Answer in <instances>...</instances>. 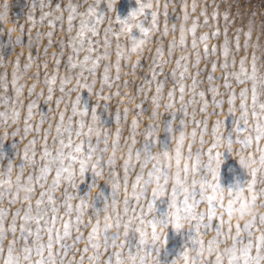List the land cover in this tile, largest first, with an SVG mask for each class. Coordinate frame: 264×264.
I'll return each instance as SVG.
<instances>
[{
  "label": "snow or ice",
  "instance_id": "snow-or-ice-1",
  "mask_svg": "<svg viewBox=\"0 0 264 264\" xmlns=\"http://www.w3.org/2000/svg\"><path fill=\"white\" fill-rule=\"evenodd\" d=\"M139 3V0H138ZM45 7L44 4H41V8ZM69 10V15L67 17L69 21V30H71V22L73 21L76 15L81 17L79 28L74 37H69V47L72 48L73 52L79 53L84 51L85 55L82 59H73L72 55H69L67 58V67L69 73L72 69L77 66L80 67L81 72L77 74L76 85L78 88H87L89 92H92L93 86L96 83V70L101 60L107 61L110 52H111V36L116 37V46H115V55L116 61L114 65L116 75L115 77L110 75V66L109 64L104 65L103 73L100 76L101 89L103 87H111L112 82L118 81L120 77V68L121 60H124L127 63V57L124 56L122 52V45L120 41L121 32L130 28L131 26L126 23L125 20H121L119 17H116L119 27L114 29L111 23L108 27L104 29V42H103V53L97 52L95 56L92 55L96 51L91 45L92 41L87 40V47L85 48L86 33H92L93 35L97 34V28L99 23L103 20V13H98L97 7L95 5H88L86 12L77 13V6L69 3L67 6ZM107 7L109 10L113 8L112 3H108ZM154 6L151 3H139L138 8L130 12V15H136L137 12L144 13L145 19V10H150ZM158 8L159 6L156 5ZM167 9V4L164 5ZM186 7V6H185ZM195 3L192 4L193 10H195ZM60 5H56L55 10H59ZM3 10L5 13L8 11V3L5 0L3 4ZM54 10V11H55ZM203 14V12L201 13ZM151 21L148 27H145L142 22H139L135 25V28L139 32L147 35L148 33L156 30L157 28V11H150ZM53 16L52 12H42L41 21L45 17ZM213 19L216 17V13L212 14ZM188 14L185 12L184 19L187 20ZM28 19L35 23L31 14H29ZM62 15H55L52 19L48 20V25L51 27L56 21L62 20ZM207 17L205 18L204 26H207ZM21 27V31L23 26ZM198 27V22L194 18L190 28L185 29L184 26H181V32L179 36L178 44L184 46L186 44L187 35L191 33V47L194 50V64L196 66L199 64L201 59V54L197 50L198 44H203L204 56L207 57L209 54V48L207 40L209 35L212 37L217 36L218 31H213L211 33H201L199 37L196 36V28ZM173 31L175 30V25L172 26ZM260 30L264 31V21L261 22ZM13 29L9 28L8 32L11 35ZM168 28L167 24L165 25L164 34H167ZM252 27L250 25L248 31L245 33V43L244 48L247 50L249 46V39L251 37ZM237 42L236 47L239 48V30H237ZM42 35L49 37V44L51 43L52 32L48 31L47 33L37 32L36 36L39 38ZM17 44H22L21 36H16ZM31 41V36L29 37ZM177 46V41L173 40L169 42L168 46V56L171 57L173 49ZM253 54L251 61V71L249 72L246 67V58L241 57L239 64L240 68L238 71L228 73L224 72V83L225 87H231L229 84L228 77L234 76L236 83H246L251 82V100H252V111L251 116L256 117L257 113L255 108L257 107L258 100V86L264 87V64L257 67V56L255 50L260 48L262 51V57H264V45L260 44L259 34L257 35V40L252 45ZM222 54L225 56V61L220 65L221 69H227L228 61L227 56L229 53V40L227 38V29H225V40L221 46ZM216 46L212 47V53L215 54ZM155 56L152 61V79L145 80V83L149 86L155 84V93L151 97L153 107L151 110L150 117H157V109L160 107V99L163 96V88L165 86V81L157 80L156 77L158 73L155 70V65L157 62L160 64L164 63V53L163 49L157 44L155 50ZM55 55V53L53 54ZM32 56L29 55V63H25L24 69L26 70L30 66L32 61ZM2 60V58H0ZM264 60V59H262ZM58 66L60 63L59 59L55 61ZM140 63V58L132 63L133 70ZM235 64V59L232 61ZM216 62L213 61L212 68H216ZM45 67L47 65L45 64ZM188 56H180L176 59L175 67L172 70V76L176 79V85L173 88L169 89L167 92V100L164 107L166 109H173L175 105V95L178 86L179 90V102H180V111L184 112L187 115V107L190 104L195 103V97H200V111L207 112L209 101L206 100L204 91H196L198 81L196 75L191 76L192 83L190 85H185L184 80L188 74ZM19 70V57L16 60V66L13 71V80L12 87L16 95V99L12 100L13 105L12 110L0 112V123H7L11 120L14 123L19 122L20 112L16 107L17 104L21 103L19 97L23 92V85L18 84L19 76L17 72ZM87 72L91 75L92 80L90 83L80 82V76L83 75V72ZM57 79L56 75L46 77V83L48 85V95L46 100L48 102L52 101L53 93V83ZM213 77L211 74L208 76V80L212 81ZM72 76L65 75L60 77V91L63 94L65 91L64 86L71 83ZM86 80V78H85ZM0 86H6L3 78L0 77ZM124 86H128V82H124ZM119 87V85H117ZM35 89V84L33 83L28 88L29 95L33 93ZM192 93V96L185 101V91ZM73 89H68L70 93ZM213 95L212 104L214 107H219L223 101L217 100L216 97V86L212 85L209 87ZM247 88L241 89L239 93L240 99V115L235 118L236 125H240V121H243V127L237 126L236 132H246L247 129V120H248V104H247ZM137 92H143L146 95L143 85L137 87ZM112 95H120L117 91ZM127 99L132 100V96H128L127 93L124 94ZM108 96H105L104 99H108ZM63 95L56 97L55 104L59 106ZM236 99L235 93L232 92L228 95L227 103L229 104V113L234 110V101ZM123 102V100H122ZM4 103L7 105L9 103L8 99L4 100ZM36 107V101L30 100L27 104V112L24 118V126L22 135H27L30 131H35L39 133L41 131L40 125L48 119L47 113L40 112V120L33 127L30 123V120L33 116V109ZM135 108L140 109L141 105L136 103ZM259 107L264 109V103H259ZM129 109L126 107L124 109V117L127 118ZM143 111V110H142ZM93 113L92 119H95L94 113L95 110L91 111ZM88 111L85 108L79 106V96L76 97L71 104V115L68 116L67 121H65V113L61 112L59 114L60 118L55 125V135L53 140L59 138L60 148L55 150V154L47 146V137L49 132L52 129L51 121H49V127L43 129L44 133V145L41 150V158L45 163L39 167L38 174L33 176L31 173L27 176V181L30 183L28 189L29 195L25 196L23 199H18L17 195L10 193L7 190H0V201L7 200L9 205L15 204L19 201L25 203L22 204L21 208L11 211L9 208H6L4 204L0 205V261L2 264H121L122 258L124 256L125 250L127 251L128 260L132 264H161L159 260V251L165 245L166 238V229L170 225L174 230L179 231L182 228V221L187 219L191 221L190 228L193 230L194 235L190 237V243L186 244L182 251L177 253V256L183 260V264H264V229L260 226L264 225V215L259 216L257 219H254L243 224L236 223L233 224L230 220L224 218V212L226 211L230 216L231 213V188H229V203L226 206L223 203L224 196L220 190V185L214 183L213 180H218V165L220 152L217 151L220 143H225L229 150L232 149L234 141L228 138H222L220 134V129L222 127L223 121L217 119L211 128L212 141L209 144L208 148L205 150H198L196 156L199 157L203 154L206 158L205 163L200 165L199 162L191 169V182L190 186H177L173 184L171 191L168 195V209L166 213L162 216L156 215V208L154 206V200L158 197L164 195V188L157 186L152 189L151 196H148L147 199V185L152 182L154 173L155 179L158 182L160 179L161 173L157 170L156 165L154 164L152 169L147 172L145 175L143 169L144 165H140V171L136 173L134 179L131 182V191H129V168L134 166L131 163L132 156V145L136 144L135 139L132 140V144H129V159L125 160L122 164L123 168V179L116 170V162L112 159L105 160L104 152L106 151L109 142V130L104 131V147H100V140L97 139L96 144H92L89 139L87 150L84 149L83 142L73 144L71 136L73 131L77 137L82 136V129L85 124V117L87 116ZM142 112H137L131 121V132L135 136L137 127H138V117ZM195 115V110L193 111V116ZM73 117H79L75 120V129L73 128ZM117 124L119 125L120 116L119 112L116 117ZM193 123L199 126L203 123V127H198L193 129L192 135L193 138L196 137L197 131H199V143L201 145L205 144L204 135L208 132V117L205 116L203 121L193 120ZM185 124L184 120L180 121V125ZM149 130L151 125L147 126ZM91 131V129H89ZM121 129L117 127L115 136L112 140V146H115L118 143L120 137ZM169 131L172 129L169 127ZM20 132L19 127H17L12 135L15 136ZM67 133L68 141L65 144V140L62 138L64 134ZM148 133H145L147 135ZM264 136V128L260 124H257V134L255 137L252 135H246L243 137H238L235 143L240 145V148L237 151V154L243 153L245 149L252 147L253 140L257 144V150L260 152L259 162L261 165H264V149L259 147V141ZM179 142L183 143V134L181 133L179 137ZM36 139L33 138L29 140L24 146V160L29 166H35V153H36ZM64 149H68L65 152ZM189 151L192 150V144L188 145ZM140 148L137 147L136 155L139 156ZM147 151V148H144ZM31 152V155H29ZM249 157L252 158L253 154L249 152ZM214 161L216 164H214ZM55 162V163H53ZM243 156H241V163H243ZM78 164V171L81 174L85 171L86 168L91 167L97 175L100 174V169L104 166H107L109 172L114 177L113 189L119 190L123 185V199L120 201V206L116 207V201L113 199V222L116 224L119 229L118 233H111L109 229L111 224L105 225V230L102 234H97L94 229L90 227V230L85 236L81 232V225L85 228H89L90 218L85 223L84 217L88 215V204L86 201L79 199V202L73 204L74 194L68 191V188L75 189L76 183L72 179L75 170H77L76 165ZM20 169L25 167L24 163L19 165ZM201 169H204L203 174ZM11 170V163L9 164V171ZM55 175L53 176L50 183L47 184L45 188L44 183L41 181L47 182L48 174L53 171ZM258 169L251 170V179L248 181V190L252 194L253 202L256 199V195H264V187H258L257 185H264V173L258 175ZM188 172L189 169L185 165V185L188 184ZM19 179V176L17 177ZM3 181H0L2 184ZM40 184V188L43 189L40 191L38 198L35 200V206H33L32 196L34 193V184ZM65 185L63 196V206L64 212L70 217L68 220H63L62 231L59 228H56L57 220V211L58 204L57 198L54 193L58 190L61 184ZM165 184H167L166 174H165ZM219 199L220 203H217ZM205 204V207L201 209L199 206ZM221 209V213L217 214V208ZM107 209V204H105V210ZM171 209H176V211H170ZM22 213V214H21ZM49 213L51 215L49 216ZM9 214L11 219L9 220ZM74 216V221L71 217ZM49 219L51 220V226L49 225ZM63 219V218H61ZM107 219H111L110 217ZM17 220L20 221L17 225ZM43 221V226L41 225ZM33 225L35 226L33 228ZM75 227L76 235L72 237V229ZM19 228L21 236L23 237V243L21 244L16 237L15 233ZM161 229H164L161 232ZM129 231H134L137 234V246L135 249L129 248L127 244V236ZM213 232L214 234L209 236L207 239H204L203 236L207 232ZM11 233L12 238L7 240L5 245V240L7 235ZM43 234L47 235L46 241L43 239ZM72 239V243L69 244L68 239ZM84 240L83 248L77 247L79 242ZM224 245V247H221ZM71 253V255H69ZM77 254H79L77 258ZM156 257V259H153ZM170 264H176L175 260L172 259Z\"/></svg>",
  "mask_w": 264,
  "mask_h": 264
},
{
  "label": "rangeland",
  "instance_id": "rangeland-1",
  "mask_svg": "<svg viewBox=\"0 0 264 264\" xmlns=\"http://www.w3.org/2000/svg\"><path fill=\"white\" fill-rule=\"evenodd\" d=\"M147 3L153 4V8L150 10H145V19L141 22L145 27L149 26L151 21L150 11H157V28L156 30L150 33L149 43L146 47L142 58L140 59L139 65L135 70L132 68V63H125L124 60H121L120 68V77L118 81H113L111 87H103L101 89L100 76L103 73L104 65L107 63L110 66V75L115 77L116 71L112 66L116 61L115 55V46H116V37L111 36V52L107 61L101 60L97 70H96V83L93 86L91 95L87 89L75 87L77 74L81 72L79 66L72 69L69 73L67 67V58L69 55L73 56V59H82L85 55L84 51H80L78 54L73 52L72 48L69 47L68 41L69 37H74L79 28L80 19L79 15H76L71 22V30H69V21L67 19L69 15V10L67 5L69 3L77 6V13L86 12L88 5H95L97 7L98 13H103V20L99 23L97 28V34L93 35L92 33H86L85 48L87 45V40L92 41V47L96 50L92 53L93 56L99 53H103V42H104V29L111 25L114 29L118 28V22L116 17L124 18L126 17L131 10H134L137 7L136 0H117L114 8L111 10L108 9L106 0H7L8 3V24H0V77L3 78L6 86H0V112L11 111L12 103L11 101L16 99L15 92L12 87L13 80V71L16 66L17 57H19V70L17 75L19 76L18 84L23 85V92L19 97L21 103L17 104L16 107L19 109L20 117L19 122L14 123L11 120L7 123H0V166L7 167L10 163L14 168V171H19V165L24 163L27 165L24 170V175L27 177L30 173L33 176L38 174V169L41 167L45 161L41 158V150L44 145V133L43 129L49 127V121H51L52 129L47 137V146L55 154V147L59 145V138L53 140L55 135V125L59 120V114L61 112L65 113V121L69 115H71V104L77 97V94L80 93L79 99L83 104L84 108L88 111L86 120L91 118V111L94 109L95 114L98 117L99 123L105 127L109 128L108 142L109 146L112 144V140L115 136L117 127L121 129L120 137L118 143L132 144V140L135 139L138 148H147L150 150L153 147V144L157 148H166L170 144V131H179L181 128L180 121L184 120L187 124L189 131H193L198 127H203V123L199 126L193 123V120L203 121L205 116L208 117V132L204 135V149L206 150L209 144L212 141L211 128L212 124L220 119L223 121L222 127L220 129V134L224 130V136L228 139L234 141L233 148L238 150L240 145L235 143L238 137H243L247 135L246 132L237 133L236 127H243V121H240V125H236L235 118L240 115V99L239 93L241 89L247 88V104H248V120L252 121L251 111H252V100H251V82L246 83H236L234 76H229V84L231 87H225L224 83V72L232 73L238 71L240 68L239 61L241 57L246 58V69L251 71V61L253 48L252 44L256 42L257 35L260 37V44L264 45V31L260 30L261 22L264 21V0H146ZM5 0H0V11L3 10V4ZM195 3V10L192 8V4ZM41 4H44L45 7L41 8ZM60 5L59 10L56 9V5ZM167 4V9L164 5ZM156 5L159 7L157 8ZM186 6V7H185ZM55 10V11H54ZM42 12H52L53 16L62 15L63 19L56 21L51 27L48 25V20L52 19L53 16L45 17L41 21ZM185 12L188 14L187 20L184 19ZM203 12V14H201ZM213 12L216 13L215 19H213ZM29 14L32 15L35 23L28 19ZM207 17V26H204L205 18ZM196 19L198 22V27L196 28V36L199 37L201 33L207 32L211 33L213 31H218V35L212 37L209 35L207 40L209 54L207 57L204 56L203 44H198V51L201 54V59L199 64L193 66L194 64V50L191 47V33H188L186 44L180 46L178 44L179 36L181 32V26L183 25L185 29L190 28L193 22V19ZM167 24V34H164L165 25ZM175 25V30L173 31L172 26ZM252 27L251 37L249 39V46L247 50L244 48L245 43V33L248 31L249 27ZM22 31H21V27ZM12 28L13 31L11 35L8 32V29ZM225 29H227V38L229 40V53L227 56L228 67L227 69H221L220 65L225 61V56L222 54L221 46L225 40ZM237 30H239V48L236 47L237 42ZM47 33L48 31L52 32L51 43L49 44V37L42 35L37 38L36 33ZM21 36L22 44H17L16 36ZM131 36L135 37L140 35L138 29L133 28L130 33ZM31 36V41L29 37ZM120 37V41H121ZM176 40L177 46L173 49L171 57L168 56V46L169 42ZM163 49V59L164 63L160 64L157 62L155 65V70L158 73L156 79L165 81V86L163 88V96L160 99V107L157 111L162 112L161 115V131L153 140L152 137H149L146 141H143L140 134V129L147 126L148 118L150 117L151 110L153 107L151 97L155 93V84L149 86L145 83V80L152 79V61L155 56V50L157 44ZM216 46L215 54L212 53V47ZM55 53V55H53ZM257 56V67L260 68L264 64V57H262V51L260 48L255 50ZM32 56V61L30 66L25 70V63H29L28 57ZM188 56V74L184 80L185 85H190L192 83L191 76L196 75L198 81L196 91H204L205 99L209 101L207 112L200 111V97H195V103L190 104L187 107V115L184 112L180 111V102H179V90L177 86L176 95H175V105L173 109H166L164 107L167 100V92L169 89L173 88L176 85V79L172 76V70L175 67L176 59L180 56ZM56 59L60 60L59 65L57 66L55 61ZM235 59V64L232 63ZM216 62V68L213 70L212 63ZM45 64L47 67H45ZM56 75L57 79L53 83V93L52 101L48 102L46 97L48 95V85L46 83V77ZM209 74L212 75V81L208 80ZM65 75H71V83L64 86L65 91L62 94L60 91V77ZM86 78V80H85ZM92 80L91 75L85 70L83 75L80 76V82L90 83ZM128 82V86H124V82ZM35 84V89L31 96L29 95L28 88L32 84ZM119 85V87H117ZM143 85L146 95L143 92L138 93L137 87ZM216 86V99L223 101L219 107H214L212 104L213 95L208 91L209 87ZM68 89H73L70 93ZM119 92L120 95H112L113 93ZM232 92L235 93L236 99L234 101V110L229 113V104L227 103L228 95ZM125 93L128 96H132L133 99L129 100L125 97ZM63 95V99L59 106L55 104L56 97ZM105 96L109 98L104 99ZM192 96V93L185 91V101H187ZM8 99L9 103L6 105L4 100ZM262 98L258 95V100ZM30 100L36 101V107L33 109V116L30 120V123L35 127V125L40 120V112L47 113L48 119L45 120L41 125V131L39 133L35 131H30L26 136L22 135L24 118L27 112V104ZM123 100V102H122ZM136 103L141 105L140 109L134 107ZM128 108L127 118L124 117V109ZM143 110V111H142ZM195 110V115L193 116V111ZM119 112L120 121L119 125L117 124L116 117ZM137 112H142L138 117V127L133 136L131 132V121L133 116ZM79 117H73V128L75 129V120ZM19 127L20 132L13 136L12 132ZM87 129H84L86 132ZM33 138L36 139V153H35V166H29L24 160V146L28 143L29 140ZM65 140V144L68 141L67 133L62 137ZM197 141H199V131L196 133ZM73 144L83 142L84 149L87 150L89 139L86 136L77 137L75 131L71 136ZM96 139L93 137L91 139L92 144H96ZM100 147H104L103 141L100 142ZM188 146L186 145V148ZM195 148V145L192 146ZM65 152L68 149H64ZM31 155V152H29ZM104 155V154H103ZM222 163L219 170L218 181L220 185L224 188H234L236 186H242L248 179L249 174L247 171L238 163V160L234 158L228 151L222 153ZM105 159V158H104ZM106 160V159H105ZM123 161H118L116 164V170L123 179ZM134 166L129 168V191H131V182L134 179L137 172L140 171L139 163H132ZM78 169V164L76 165ZM101 172H108L109 169L107 166H104L100 169ZM204 169H201L203 174ZM55 175L54 170L48 174L47 182L41 181L40 183L47 184L51 182L53 176ZM92 185H95L98 189L96 193L93 194L92 199V208L99 209L102 208L104 203L109 200L112 196V190L110 185L102 180H98L95 173L89 169H85L83 173V179L78 183L76 189L68 188V191L74 194L73 204L79 202L78 197L87 196V192L90 190ZM259 186V185H257ZM65 185L62 183L58 190L55 191L54 195L57 198L58 211H57V220L56 228L61 229L63 220H68L70 217L65 214L64 206L62 203ZM43 189L40 188V184H34V194L32 196L33 206H35V200L38 198L40 191ZM123 199V185L121 186V201ZM154 206L156 208V215L162 216L166 213L168 208V199L167 197H160L155 199ZM23 201H19L15 204L9 205L7 200L4 201V206L15 211L18 208L22 207ZM201 209L205 207V204L199 206ZM22 214V213H21ZM51 213H49V216ZM63 218V219H61ZM74 221V216L71 217ZM8 219H11L9 214ZM89 220V215H85L84 221L87 223ZM94 222V221H93ZM20 221L17 220V225ZM43 226V221H41ZM49 225L51 226V220L49 219ZM35 226L33 225V228ZM89 228H85L81 225V232L86 236ZM76 229H72V237L76 235ZM214 233H210L209 236ZM19 242L23 243V237L17 228L15 233ZM194 235L193 230L189 227L188 229H181L179 231L174 230L170 225L166 229V238L165 245L159 251V260L161 264H170V261L177 255L179 251H182L183 247L186 244L190 243V237ZM12 238V234L9 233L5 240V245L7 240ZM43 239L46 241L47 235L43 234ZM207 239V238H205ZM69 244L72 243V239H68ZM84 240H81L77 247L83 248ZM127 244L129 248L135 249L137 246V234L134 231H129L127 236ZM224 247V245H221ZM71 255V253H69ZM79 254H77L78 258ZM2 264V261H0ZM87 264V261H85ZM226 264V262H225Z\"/></svg>",
  "mask_w": 264,
  "mask_h": 264
},
{
  "label": "clouds",
  "instance_id": "clouds-1",
  "mask_svg": "<svg viewBox=\"0 0 264 264\" xmlns=\"http://www.w3.org/2000/svg\"><path fill=\"white\" fill-rule=\"evenodd\" d=\"M117 0H106V3H112L113 8L116 4ZM146 0H139V3H144ZM137 7L134 10H131L130 12L135 11L138 6V0H136ZM129 12V13H130ZM126 23L130 25V28H126L121 32L120 37L121 39V45H122V52L125 57H127V62L133 63L138 58H142L144 51L149 43V37L150 33L147 35L140 33L138 36H131V30L135 28V25L142 20H144V13L137 12L136 15H130L128 14L124 18H120L121 20H125ZM8 15L4 12V10L0 11V24H8ZM139 31V30H138ZM87 89V88H83ZM88 90V89H87ZM89 92V90H88ZM91 95V92H89ZM258 95L262 98L259 103H264V87L258 86ZM77 96H80V93L77 94ZM259 103L257 107L255 108V111L257 113L256 117H252V121L249 122L247 120V135H252L255 137L257 134V124H260L262 128H264V109H261L259 107ZM79 106L81 108H84L83 104L80 102L79 99ZM253 110V109H252ZM163 113L157 111V117H149L148 118V125H151V129L143 127L140 129V134L142 136V140L146 141L149 137H152L153 140L158 135V133L161 131V115ZM93 113L91 112V118L89 120L85 119L84 128L82 129V135L88 137V139H92L95 137L96 141L97 139L104 142V131L109 128L103 127L99 121L97 115L94 113L95 119H92ZM87 129L86 132H84V129ZM91 129V131H89ZM145 133H148L145 135ZM183 134V143L181 144L179 142V137ZM222 138H226L224 136V130L221 133ZM189 143L195 145V148L192 147V150L189 151L188 147L186 148V145L188 146ZM55 150L57 148H60L61 146H54ZM259 147L261 149H264V136L259 141ZM136 149L137 144L132 145L131 151V163H139V165H144V173L145 175L149 170L152 169L153 165H156L157 170L161 173L160 179L157 182L155 179V173L152 182L148 183L147 185V196L145 199H147L148 196H151L152 189L154 187L160 186L164 188V195L162 197H167L171 191V188L173 184H176L177 186H190L192 174L191 169L195 166L197 161L200 165H203L205 163V156L201 154L199 157L196 156V152L198 150L204 149V144L201 145L199 141H197V138H193L192 131H189L187 124L185 123L183 126H181L179 131H171L170 132V144L166 148H157L155 144H153V147L150 150L145 151L144 148H140L139 156L136 155ZM227 149V151L238 160V163L247 171L249 174V179L242 185V186H236L234 188H231V213L230 216L225 211L224 212V218L230 220L233 224L236 223H245L252 221L254 219H257L259 216L264 215V195L257 194L256 199L253 202L252 200V194L248 190V181L251 179V170L252 169H258V175L264 173V165H261L259 162V155L260 152L257 150V144L255 140H253L252 147L249 149H245L243 153L237 154L236 149L233 148L229 150L228 146L225 143H220V145L217 148V151L220 152L219 162L218 165V175L220 166L222 163V153ZM249 152L253 154V157H249ZM2 156V154H0ZM241 156H243L244 162L241 163ZM104 158L106 160L112 159L116 162L118 161H125L129 159V146L127 142L124 144L116 143L115 146H109L107 147L106 151L104 152ZM55 163V162H53ZM214 164L216 162L214 161ZM185 165H187L189 172H188V184L185 185ZM27 167V165H25ZM20 169L19 171H14L13 166L11 165V170L9 171V165L5 168L3 166H0V181H3L2 184H0V190H7L10 193H14L17 195L18 199H23L25 196L29 195V187L30 183L27 181V177L24 175V170ZM87 169L93 171L91 167H88ZM97 177L98 180H102L106 182L108 185H110L113 196L107 200L102 208L95 209L92 208V199L93 194L98 191L97 187L95 185H92L90 190L87 192V196L85 197H78L79 199H82L87 202L88 204V215L90 218V224L89 227L94 229V231L97 234H102L105 230L106 224H111V228L109 231L111 233H118L119 229L117 228L116 224L113 222V199L116 201V207L120 206L121 201V188L119 190L113 189V182L114 177L112 174L108 172H100L99 175L96 174L95 171H93ZM84 173V172H83ZM165 174L167 179V184H165ZM19 176V179L17 177ZM72 179L76 183V188L78 183L83 179V174L81 177V174L79 173L78 169L75 170L74 175ZM214 183H219L218 180H213ZM259 185V184H258ZM258 187H264V185H259ZM75 188V189H76ZM220 190L224 196L223 203L227 206L229 203V188H224L220 185ZM34 194V193H33ZM160 198V197H158ZM217 203L219 204V199L217 200ZM4 204V201H0V205ZM105 204H107V209L105 210ZM168 209V208H167ZM170 211H176V209H171ZM221 213V209L217 208V214ZM111 219H107V218ZM94 221V222H93ZM191 221L190 220H183L182 221V228L181 229H188L190 227ZM262 229H264V225L260 226ZM164 229H161V232H163ZM213 233L211 231L204 234L203 238H208L209 234ZM153 259H156V257H153ZM176 262V264H183V260L178 257L177 255L173 258ZM121 264H132L130 260H128L127 257V251L125 250L124 256L122 258ZM151 264V262H150Z\"/></svg>",
  "mask_w": 264,
  "mask_h": 264
}]
</instances>
